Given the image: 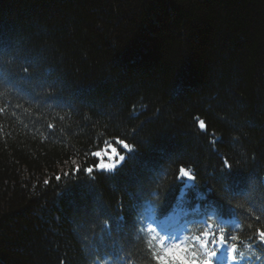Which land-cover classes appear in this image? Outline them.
Returning <instances> with one entry per match:
<instances>
[{"label":"trees","instance_id":"16d2710c","mask_svg":"<svg viewBox=\"0 0 264 264\" xmlns=\"http://www.w3.org/2000/svg\"><path fill=\"white\" fill-rule=\"evenodd\" d=\"M176 208L264 261V0H0V264H177Z\"/></svg>","mask_w":264,"mask_h":264},{"label":"rangeland","instance_id":"374dc122","mask_svg":"<svg viewBox=\"0 0 264 264\" xmlns=\"http://www.w3.org/2000/svg\"><path fill=\"white\" fill-rule=\"evenodd\" d=\"M125 144L123 142H118L117 144H108L105 147H103V149H101L100 151L96 152V156L99 157V163L96 166V168L98 170H102V171H114L124 160L125 158V153L121 150V148H126L124 146ZM113 149H115V153H113ZM98 154H101V156H99ZM122 157V159H121ZM101 163H105V164H115L116 166L111 169H102L99 168L98 166ZM179 215L177 212L172 213L168 218H166L167 221H174L176 218H178ZM150 226L151 228H154V230L156 231V234L161 235L160 237V241L161 244L163 246V250H164V259L165 260H169L172 259V256L170 255L171 252H176L179 249H183L185 250L183 252V255H186L188 259H194L192 256L191 251L189 250V247L183 237V230H176V231H172L169 230V232L166 231V227L164 228V236H163V230L162 229H158L156 227L155 224V220L152 218V216H150ZM168 230V229H167ZM221 260H222V264H233L232 260L230 259V250H226L224 249L221 252V256H220ZM173 260V259H172ZM198 263V262H197Z\"/></svg>","mask_w":264,"mask_h":264},{"label":"clouds","instance_id":"9594fccd","mask_svg":"<svg viewBox=\"0 0 264 264\" xmlns=\"http://www.w3.org/2000/svg\"><path fill=\"white\" fill-rule=\"evenodd\" d=\"M235 138V137H234ZM125 147H129L128 146V144H126L125 143ZM113 153H115V149H113ZM99 156H101V155H99ZM254 158V157H253ZM103 165H105V163H101L98 167L99 168H102V169H108V170H111V169H109V168H107V167H102ZM225 166L226 167H228V168H231V166H228L227 165V160H225ZM181 173H180V177H186V178H188L189 180H193V181H196L198 178H197V176L193 173V172H190V171H188V170H185L184 169V167L183 166H181ZM221 231H223V229H221ZM259 237H260V240H262V241H264V235H259ZM232 239L233 240H235L236 239V237L235 236H233L232 237ZM246 249L247 250H251L252 249V245L251 244H248V245H246ZM236 251H237V247H236V245L235 244H233L232 246H231V249H230V259L232 260V261H237V256L235 255V253H236ZM239 255H240V257L241 258H244L245 256H255V259L257 260V261H261V255L260 254H258L256 251H254V250H252V251H242V252H240L239 253ZM261 264H264V261H261Z\"/></svg>","mask_w":264,"mask_h":264},{"label":"snow or ice","instance_id":"6c2138e0","mask_svg":"<svg viewBox=\"0 0 264 264\" xmlns=\"http://www.w3.org/2000/svg\"><path fill=\"white\" fill-rule=\"evenodd\" d=\"M24 71L28 72V69L25 68ZM200 123H201V121H199V127H200ZM203 123H204V128H202V129H205L206 128V124H205L204 121H203ZM98 155H101V154H98ZM121 159H122V157H121ZM227 165L231 166L228 162H227ZM115 166L116 165L113 163V164H105L102 167H107L109 169H113ZM87 171H88L89 174H91L93 172V169L92 168L91 169H87ZM59 178L60 177H57V179H59ZM205 235H208V233H205ZM259 235H264V230H261L259 232ZM223 239H224V237L221 236V240H223ZM184 251L185 250H183V249H179L176 252H171L170 255L172 256V259L177 262V264H197V261L195 259H188L186 255H183ZM192 255L195 256L196 254L193 253ZM214 255H215L214 251L207 252V256L201 262V264H212V261L209 259V257L214 256ZM157 259H160V257H157Z\"/></svg>","mask_w":264,"mask_h":264}]
</instances>
